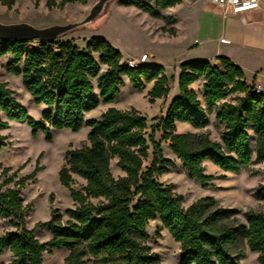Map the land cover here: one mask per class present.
Segmentation results:
<instances>
[{"label": "trees", "instance_id": "16d2710c", "mask_svg": "<svg viewBox=\"0 0 264 264\" xmlns=\"http://www.w3.org/2000/svg\"><path fill=\"white\" fill-rule=\"evenodd\" d=\"M72 1L88 2L46 0V5L62 8ZM120 2L173 23L174 18L161 9L182 0ZM0 3L12 8L16 0ZM165 30L175 34L173 27ZM60 37L39 41L38 47H28V41L0 39V57L11 56L8 70L21 74L35 101L47 106L42 117L35 119L8 83L0 81V129L8 127L9 120H25L34 134L44 131L52 140L51 129L79 131L84 125L90 126L89 144L69 149L58 173L75 206L66 209V219L61 211L53 209L50 220L38 221L31 229L22 226L32 204H24L21 190L41 165L37 161L31 173L15 180L18 170L12 171L0 161V216L17 226L16 230L0 233V257L5 251L12 255L9 262L0 264H45L44 253L60 248L69 250L65 264H162L148 242V225L156 219L180 243V264H240L244 251L233 252L239 236L257 253L259 264H264V209L245 211L243 222L237 208L223 206L214 196L201 197L185 206L183 195L157 178L173 164L163 155L161 143L155 138L157 131L169 142L189 177L204 187L216 178L207 173L206 160L235 173L252 163H264V94L254 91L255 83L246 82L242 67L226 56L218 57L219 65L208 59L182 61L180 93L148 133L147 116L136 108L109 106L98 118H87L86 114L101 103L117 99L123 75L136 90L152 83L148 93L152 103L168 97L170 78L163 65L146 62L130 67L121 51L100 36H92L83 48ZM19 63L23 66L16 68ZM201 80L205 104L191 87ZM211 113L224 125L221 141L212 139L208 131L179 132L177 122L207 128ZM8 142L7 136L0 134V148ZM150 144L153 159L146 167ZM113 159L122 175L113 174ZM257 173L252 171L253 175ZM74 175L86 180L82 188L73 186ZM255 197L264 201V185ZM37 228H48L51 238L41 241L35 235Z\"/></svg>", "mask_w": 264, "mask_h": 264}, {"label": "rangeland", "instance_id": "374dc122", "mask_svg": "<svg viewBox=\"0 0 264 264\" xmlns=\"http://www.w3.org/2000/svg\"><path fill=\"white\" fill-rule=\"evenodd\" d=\"M59 1L56 0L57 3ZM97 1L88 0L87 3L72 1L66 3L62 8L58 6L48 8L46 0H16L12 8L0 3V21L3 23L27 22L36 27L82 23ZM164 13L175 14L180 18L178 27H180L181 33L176 40L171 35L163 33L168 32L165 29L172 27V23L165 21V26H162L164 23L161 18L154 17L149 12L142 11L135 6H126L120 0H110L103 12L95 19L78 25L66 32L60 39H71L80 48H83L92 36H100L120 49L124 60L139 56L146 50L149 53V63L163 64L170 77L169 85L173 90L175 73L171 65L175 62V56L179 57L176 52L181 54L180 50L183 49L184 44L192 40L193 43L190 47L199 51L197 55L190 57L191 59H207L205 56L209 54V49L214 50V47L217 48L219 45L228 46L233 39L222 36L225 28L228 29V21L223 20V11L218 10L217 5L211 3L210 0H195L190 4H184L181 8L164 10ZM186 37L188 39L186 43H183ZM205 38L212 41L206 42ZM39 45V40L28 41V47H38ZM154 54L159 61H154ZM10 58V55L0 57V79L5 80L8 86L15 91L16 98L28 113L35 119H40L42 111L47 106L35 101L27 90L21 74L8 70L7 64ZM248 64L250 69L258 68L257 66L261 65V58L255 56ZM22 66L23 64L19 63L16 68ZM103 68L105 69V67ZM122 78L123 84L120 86L117 99L111 104L101 103L96 109L88 112L86 117L98 118L109 106L121 109L136 108L147 116V131L151 133L152 125L157 123L159 117L165 113L169 96L157 98L152 103L149 101L148 94L152 86L151 83H146L143 89L136 90L126 75H123ZM176 87H178L177 84ZM194 88L202 103L205 104L203 81L197 82ZM2 115L4 117V114ZM209 118L210 124L205 129L194 128L188 122H179L178 130L179 132L208 131L212 139L221 141L224 125L216 119L215 113L209 114ZM89 131L90 126L88 125H84L79 131H73L70 128L51 129L52 140H48L44 131L34 134L31 125L25 120H9V126L0 129V134L6 135L9 141L0 148V161L4 166H11L12 171L18 170L15 180L31 173L37 161L41 165V169L26 182L21 190L24 204H32L31 209L25 213L22 226L31 229L38 221L50 220L53 209L61 211L64 218H67L66 209L74 207L75 204L69 189L60 182L58 173L65 163L69 149L89 144ZM155 138L161 143L164 157L173 161L169 171L157 178L164 185L171 186L174 191L182 194L185 206L201 197L214 196L223 206L237 208L239 210L238 217L243 222L246 221L245 211L264 209V201L255 197L257 189L264 185L263 162L252 163L249 167L242 168L240 172L235 173L224 171L212 161L206 160L204 164L207 173L214 174L216 178L209 186L204 187L198 180L189 177L181 161L170 149L169 142L162 138L161 131L155 133ZM252 141L254 142V140ZM40 153L42 154L39 157ZM152 159L153 146L150 144L149 156L145 160L146 167L151 164ZM116 161V159L112 160V172L115 176H119L123 172L117 167ZM255 170H258V173L253 175L252 171ZM74 176L73 186L78 189L82 188L86 184V180L79 175ZM13 184L14 182L10 185ZM16 229L17 226L14 225V222L0 216V233ZM147 229L148 242L152 250L159 255L162 264H180V243L174 240L169 231L161 225V221L159 219L150 221ZM35 235L41 241H47L51 238L52 233L48 228H37ZM238 250H243L245 253L244 257L240 259V264H259L257 253L249 249L246 240L241 236L233 246L234 254ZM68 254L67 248L56 249L52 253L45 252L44 263L65 264V257ZM11 258L10 251H5L0 257V263L9 262ZM85 264H93V262Z\"/></svg>", "mask_w": 264, "mask_h": 264}, {"label": "crops", "instance_id": "0c3cea01", "mask_svg": "<svg viewBox=\"0 0 264 264\" xmlns=\"http://www.w3.org/2000/svg\"><path fill=\"white\" fill-rule=\"evenodd\" d=\"M194 1L195 0H182V2L177 4L176 6L168 7L166 9H161V12L163 14L172 16L174 18V22L171 24V26L174 28L175 34H170L169 32H163V33L171 35L172 38L175 40L179 38L180 33H181L180 27H178V25L180 24V18L176 16L175 14L173 15L166 14L164 13V10H168L172 8H181L182 6H184V4H187V3L190 4ZM217 9L223 11L222 18L224 21L226 22L228 21V29L225 28L223 32L224 34L222 36L229 37L230 39H233V40L231 44L228 46L223 47L222 45H219L217 48L215 46L214 50L209 49V54H207L205 57L208 60H210L212 63L218 64V65L220 64V61L218 60L219 56L229 57L234 63L242 67L244 71V78L248 84L255 83L257 85H261L264 88V72H263L264 71L263 70L264 69V0H261V6L259 8L245 11L242 13H233L230 9L225 8V7H220L218 5H217ZM161 20L164 23L162 26H165V20L163 18H161ZM184 39H185L184 40L185 42L183 43H186L188 37ZM205 40L206 42L212 41V40H209V38H205ZM191 43H193L192 40L183 45V49L180 50L181 54L176 52V54L179 57L177 58L175 56V62L174 64L171 65L175 73L173 76L175 87L173 90L170 87V93L168 95L169 98H168V102L165 108V113L172 99L180 93L179 88L176 87V84L178 85V78L180 74V67H179L180 63L185 60H191L190 57H194L199 52L197 49L194 50L190 47ZM143 52H146V50ZM153 56H154L155 62L159 61L157 60L158 58L156 57L155 54ZM255 56H258L261 58V65L257 66L258 68L250 69L251 67L249 66L248 62L253 60ZM122 57L124 59L123 53H122ZM147 62H149V58ZM164 73L169 77L165 69H164ZM0 81H5V80L0 79ZM196 83H193L191 87L194 88V85ZM107 104H111V103H107ZM178 125H179V122H177V126ZM183 132H186V131H183Z\"/></svg>", "mask_w": 264, "mask_h": 264}, {"label": "water", "instance_id": "95a60500", "mask_svg": "<svg viewBox=\"0 0 264 264\" xmlns=\"http://www.w3.org/2000/svg\"><path fill=\"white\" fill-rule=\"evenodd\" d=\"M110 0H98L92 7L90 14L82 23L54 24L47 27H36L27 22L3 23L0 21V39H18L23 41L39 40L50 41L64 35L80 24L91 22L100 15L107 2Z\"/></svg>", "mask_w": 264, "mask_h": 264}, {"label": "built area", "instance_id": "2783aa9c", "mask_svg": "<svg viewBox=\"0 0 264 264\" xmlns=\"http://www.w3.org/2000/svg\"><path fill=\"white\" fill-rule=\"evenodd\" d=\"M213 4L230 9L233 13H242L261 6V0H210ZM149 53L143 52L137 57H130L124 60L130 67H138L147 62ZM254 91L264 94L261 85H254Z\"/></svg>", "mask_w": 264, "mask_h": 264}]
</instances>
